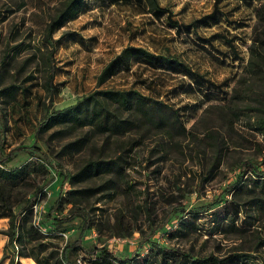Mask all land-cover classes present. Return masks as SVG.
<instances>
[{"label":"rangeland","instance_id":"rangeland-1","mask_svg":"<svg viewBox=\"0 0 264 264\" xmlns=\"http://www.w3.org/2000/svg\"><path fill=\"white\" fill-rule=\"evenodd\" d=\"M66 1L0 0L5 152L24 147L12 153L5 166L26 165L25 188L30 192L36 185L45 186L34 208L39 239L62 247L78 238L83 218L60 227L47 218L51 206L60 200L55 216L77 205L91 218L83 239L86 247H109L122 258L144 255L152 243L218 256L240 247L253 253L254 264H264V247L250 250L254 235L264 236V215L255 212L249 193L235 197V189L230 188L243 173V163L264 169V133L254 127L255 120L264 115V76L245 70L262 0H220L218 20L203 23L195 21L211 13L218 0H159L180 24L193 23L189 31L172 27L166 15L145 11L135 0H84L78 15L54 32V39L60 40L52 55L57 87L52 93L44 86L48 72L44 62L50 49L45 34ZM128 44L179 58L209 80L211 88L204 85L202 90H191L187 88L193 83L190 76L143 61L97 87L102 68ZM14 87L18 91L13 99L5 90ZM129 88L173 104L185 132L169 138L155 128L134 129L122 138L128 143L123 174L84 176L88 159L114 156L116 146L105 145L106 135L87 127L73 132H65L62 125L44 129L46 108H64L97 89ZM77 140L84 144L72 145ZM244 173L245 178L252 175L251 166ZM218 197L220 204L195 217L196 231L175 232L193 208ZM232 198L241 211L227 220L237 209L224 207ZM165 219L168 224L160 227ZM7 226L8 219L0 218V264H9V258L1 261L8 239L1 231ZM145 237L149 241L141 246ZM83 257V251L71 252L73 261L87 264ZM20 261L37 264L31 258Z\"/></svg>","mask_w":264,"mask_h":264},{"label":"trees","instance_id":"trees-1","mask_svg":"<svg viewBox=\"0 0 264 264\" xmlns=\"http://www.w3.org/2000/svg\"><path fill=\"white\" fill-rule=\"evenodd\" d=\"M113 0L112 2H116ZM129 2L134 0H127ZM148 12L156 16L166 15L172 27L178 30L184 28L190 30L193 23L180 24L172 18L169 8L161 5L159 0H135ZM220 0L215 2L211 13L197 19L196 22L217 21L221 8ZM84 0H67L57 11L49 22L46 29L45 40L50 48L46 54L44 64L48 68L45 80V88L49 92H56L54 83L55 70L52 65V55L55 51V44L60 40L54 39V32L59 29L70 18L75 17L83 9ZM258 27L261 29L258 31ZM255 35L249 46L250 59L245 70L253 76H264V0L257 11V21L254 26ZM233 44H231V47ZM238 58V57H236ZM137 61H143L155 68L170 72H183L193 79L188 83L187 88L191 90H202L204 85L211 88L209 80L198 74L192 67L179 58L157 53L146 47L128 44L111 58L102 68L97 76V87L104 84L108 79L123 69H130ZM18 88L5 90L11 98L16 97ZM211 98V97H209ZM116 104V107H113ZM127 111L128 115L124 112ZM0 218L8 219V226L1 233L8 237L3 248L1 261L9 258V264H21L20 258H31L37 264H83L71 259L72 251H83L85 257L83 262L87 264H254L253 253L244 248H233L223 256L210 253L208 255L197 254L190 251L180 250L163 243H152L149 251L144 255L133 257H119L109 247H86L84 236L92 225L91 218L83 207L75 205L66 214L55 216L54 213L60 208V200H57L49 209L47 218L54 220L57 227L72 222L77 217L83 218V225L80 234L73 242H67L62 247L51 241L39 239L38 227L34 224V208L41 194H45L44 185H36L33 191L25 187L28 185L29 172L26 165L16 169H8L5 166L10 155L14 152L24 150L22 146H16L5 152L6 123L5 114L0 106ZM64 126L65 132H73L79 128H91L105 136V145L116 146V154L111 157H97L88 159L83 167L84 176H92L104 172L124 173L127 161V145L122 138L132 130L142 128H155L165 133L169 138H174L185 132V125L181 119L179 110L171 103L154 98L142 93L135 88L129 89H97L88 95L83 96L76 103L61 109L51 110L46 108V114L42 127L44 129L55 126ZM254 127L264 133V115L255 120ZM62 131V133L64 132ZM58 133V132H57ZM85 140V139H84ZM84 140L75 141L72 145L84 144ZM79 143V144H78ZM133 144V143H130ZM118 151V152H117ZM251 166L252 175L245 178L244 169ZM241 173L232 186L235 189V197L240 193H249L250 202L256 209V213L264 215V169L252 166L248 161L243 163ZM54 178L51 177L47 184ZM236 198L225 203V209L235 205L237 209L232 215L225 217L227 220L235 219L241 211V205L236 203ZM221 197L193 208L187 217L178 222L177 234L186 235L196 231L198 226L194 219L197 214L206 212L216 207L221 202ZM147 208V207H146ZM228 209V208H227ZM251 216V215H247ZM236 226L234 220L229 221ZM168 224L165 219L160 227ZM221 228L218 224V229ZM156 232V229L154 230ZM149 241L148 237L143 238L141 246ZM264 247V236L254 235V245L250 250L258 251ZM102 250V254L99 251Z\"/></svg>","mask_w":264,"mask_h":264}]
</instances>
